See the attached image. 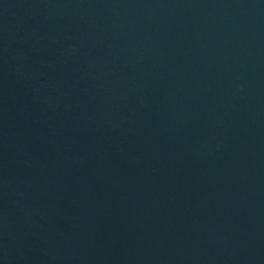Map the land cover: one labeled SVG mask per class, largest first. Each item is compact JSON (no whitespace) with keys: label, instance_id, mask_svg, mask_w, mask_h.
I'll list each match as a JSON object with an SVG mask.
<instances>
[{"label":"water","instance_id":"95a60500","mask_svg":"<svg viewBox=\"0 0 264 264\" xmlns=\"http://www.w3.org/2000/svg\"><path fill=\"white\" fill-rule=\"evenodd\" d=\"M0 264H264V0H0Z\"/></svg>","mask_w":264,"mask_h":264}]
</instances>
